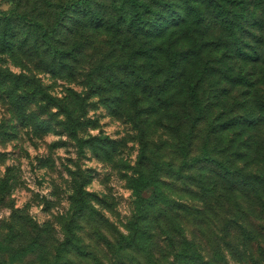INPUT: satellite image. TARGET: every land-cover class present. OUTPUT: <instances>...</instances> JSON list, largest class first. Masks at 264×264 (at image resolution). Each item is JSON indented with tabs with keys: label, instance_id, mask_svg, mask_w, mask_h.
<instances>
[{
	"label": "rangeland",
	"instance_id": "374dc122",
	"mask_svg": "<svg viewBox=\"0 0 264 264\" xmlns=\"http://www.w3.org/2000/svg\"><path fill=\"white\" fill-rule=\"evenodd\" d=\"M67 1L22 0L20 10L33 17L53 4L54 11L47 7L53 25ZM167 1L185 23L162 37L111 19L112 0L97 4L102 21L67 18L62 38L76 59L64 75L27 47L15 56L0 53V69L29 78L18 92L40 86L62 104L73 90L94 104L74 133L64 110L44 94L19 105L0 88V264H184L193 251L214 264H264V0H220L225 8L217 0ZM9 8L10 0H0V10ZM230 20L234 30L225 26ZM231 35L245 37L243 46L258 50V58L240 56ZM133 62L161 66L154 87L137 83ZM169 68L181 84L157 95ZM193 88L210 109L200 124L189 101ZM243 117L251 122L241 123ZM231 119L230 129L211 130ZM189 127L194 135L186 139ZM101 136L117 141L111 160L81 147ZM206 136L214 156L232 158L234 175L192 162ZM152 173L176 202L172 208L137 205L129 179ZM153 190L142 194L149 198ZM77 243L86 255L77 253Z\"/></svg>",
	"mask_w": 264,
	"mask_h": 264
},
{
	"label": "trees",
	"instance_id": "16d2710c",
	"mask_svg": "<svg viewBox=\"0 0 264 264\" xmlns=\"http://www.w3.org/2000/svg\"><path fill=\"white\" fill-rule=\"evenodd\" d=\"M10 1L11 8L8 10H0V53L15 56L19 51L27 47L31 49L32 54L40 57L47 63V68L52 73L59 75H64V69H71L72 64L68 63L69 59H76L74 50L67 49L64 46L65 40L62 38V32L64 31V28L67 27L65 20L71 17L74 13L78 16H90L97 21H102L105 15L97 7V4H100L99 0H69L57 11L58 20L55 24L51 25L47 7H51L52 11H54L55 8L53 7V4H49L46 8H41L38 14L32 17L33 12L28 13L26 10H20L22 0ZM181 1L187 5L190 3V0ZM214 1L215 0H199L200 3H204L208 6L214 4ZM217 6L221 8L226 7V5L220 0H217ZM112 7L111 19H115L116 22L122 23L127 29L132 30L133 32H144L147 36L162 37L167 30L171 28H181L183 26L182 24L185 23V16L175 9V3L167 0H112ZM222 11L224 15L228 17L226 10L223 9ZM233 25V20L225 22V26L228 29H233ZM241 26L243 28V22H241ZM230 38L231 41L237 45L239 55L244 59L258 58V50L254 49L250 53L247 52L243 46L249 44V42L245 40V37L239 38L237 35H231ZM180 60L181 58L179 57L174 59L171 68L177 66ZM222 71L227 74L225 70ZM130 73L136 78L138 84L143 81L142 85L153 87L155 80L162 74L161 66L154 62L142 64L133 62L131 64ZM229 77H231V73L229 74ZM177 82L181 84L180 77L178 78V75L174 70L169 68L166 70V74L160 82L162 89L156 90L157 95L175 88ZM28 83L29 78L26 75L16 74L7 69H0V88L3 86L4 95L7 98H10L13 103L20 105L22 98L24 99L23 101L32 103L38 95L44 94L45 97L49 98L48 103L53 100V102L55 101V106H59L64 110L66 116L64 124L67 125V129L74 133L80 131L78 128L83 127L85 124L82 120L85 117V112L88 109H92L94 105L92 102H88L84 96L73 90H71L69 100L62 104L49 96L46 93V90L40 86L35 87L32 94H28L22 90L21 92H18L21 87L24 88V85ZM189 99L192 109L196 112L194 121L200 124L202 120L209 116L210 109L207 104L200 100L198 92L194 88L190 89ZM262 106L264 107V101ZM16 107L18 108L19 106L17 105ZM242 120H244L241 122L243 124L251 122L249 117H243ZM90 121L91 123H95L96 120L91 119ZM231 124L232 119L226 120L219 124L218 127H214L211 130L221 132L222 128H219L220 125H222L225 130H228L231 128ZM40 127H48V123L40 122ZM193 135L194 131L189 127L185 134L186 139H191ZM211 146L209 137H207L202 147V153L195 156L192 159V162L215 163L224 171V173L234 175V169L231 164L232 158H225L223 160L219 159L213 155ZM81 147L83 149L84 147H89L94 152L101 151L102 155L109 160L113 158V153L118 148L117 141L108 136L94 137L91 140H82ZM183 153L186 155L185 151ZM158 168L162 170L161 165H159ZM169 169L174 173H181L180 171L175 170L171 164H169ZM129 183H131L133 194L136 197V203L137 205H141V207L144 202H148L147 208L151 209H161L158 207L160 204H165L172 208L176 203L174 201L173 204L172 200H169L163 182L159 180V177L156 176L155 173H152L149 177H146L144 174H141L137 178L131 177ZM5 184L6 182H3L1 187L5 186ZM150 187L154 188V190L151 197L147 198L143 196L142 193ZM210 189L216 191V187H211ZM87 194L90 195V193ZM82 201V198L77 199L78 205H80L79 209H82ZM143 219L147 223L150 222L148 216ZM193 246L194 244H192V247ZM74 248L78 254L86 255L87 253L78 243L75 244ZM180 261L184 264H214L212 261L205 260L199 251H193L190 253V256L185 255Z\"/></svg>",
	"mask_w": 264,
	"mask_h": 264
}]
</instances>
